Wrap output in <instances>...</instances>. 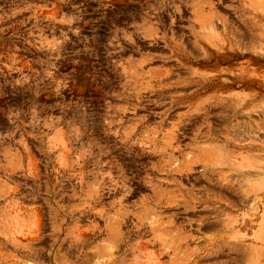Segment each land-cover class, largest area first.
<instances>
[{
  "label": "rangeland",
  "instance_id": "rangeland-1",
  "mask_svg": "<svg viewBox=\"0 0 264 264\" xmlns=\"http://www.w3.org/2000/svg\"><path fill=\"white\" fill-rule=\"evenodd\" d=\"M0 264H264V0H0Z\"/></svg>",
  "mask_w": 264,
  "mask_h": 264
}]
</instances>
